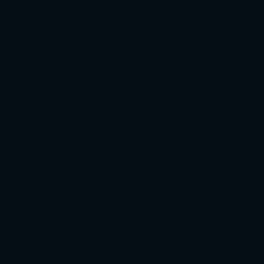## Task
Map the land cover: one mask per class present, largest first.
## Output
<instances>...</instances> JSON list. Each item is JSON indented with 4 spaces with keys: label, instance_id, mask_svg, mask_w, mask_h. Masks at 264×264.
I'll use <instances>...</instances> for the list:
<instances>
[{
    "label": "water",
    "instance_id": "1",
    "mask_svg": "<svg viewBox=\"0 0 264 264\" xmlns=\"http://www.w3.org/2000/svg\"><path fill=\"white\" fill-rule=\"evenodd\" d=\"M0 264H264V0H0Z\"/></svg>",
    "mask_w": 264,
    "mask_h": 264
}]
</instances>
